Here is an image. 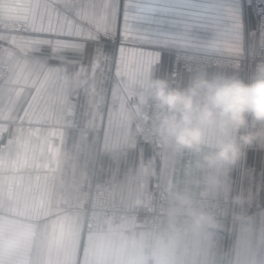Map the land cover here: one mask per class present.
Segmentation results:
<instances>
[{
    "label": "crops",
    "instance_id": "obj_1",
    "mask_svg": "<svg viewBox=\"0 0 264 264\" xmlns=\"http://www.w3.org/2000/svg\"><path fill=\"white\" fill-rule=\"evenodd\" d=\"M125 1L119 0V9ZM187 4L140 0L139 8L179 11L184 8L178 5ZM231 5L241 29L232 53L244 48V27L251 49L264 46V29H249V21L255 22L252 6L245 19L240 2ZM116 8V0H0V18L8 11L16 20L21 11L32 28L31 35L0 32V60L9 70L0 84V264H264V144L245 149L226 174L211 173L221 180L214 189L194 170L192 153L165 147L159 154L145 137L148 100L140 82L149 74L170 79L171 50L138 44L144 54L133 56L126 47L120 68L130 77H118L119 47L88 38L112 27ZM95 49L109 59L101 57L94 70ZM205 71L246 79L237 70ZM192 74L172 80L174 86H184ZM96 184L127 206L152 204L158 187L232 200L231 240L192 229L183 243L178 230L165 229L147 255L150 216L102 233L85 232L83 204Z\"/></svg>",
    "mask_w": 264,
    "mask_h": 264
},
{
    "label": "clouds",
    "instance_id": "obj_2",
    "mask_svg": "<svg viewBox=\"0 0 264 264\" xmlns=\"http://www.w3.org/2000/svg\"><path fill=\"white\" fill-rule=\"evenodd\" d=\"M190 71L193 74L184 86L149 74L140 87L153 108L151 135L177 153H192L194 170L203 174L206 188L214 189L221 180L211 173L226 174L245 155V149L264 144V63L248 79ZM169 200L170 223L183 212L193 230L217 227L215 216L197 207L191 191L174 192ZM234 200L240 203L241 197Z\"/></svg>",
    "mask_w": 264,
    "mask_h": 264
},
{
    "label": "built area",
    "instance_id": "obj_3",
    "mask_svg": "<svg viewBox=\"0 0 264 264\" xmlns=\"http://www.w3.org/2000/svg\"><path fill=\"white\" fill-rule=\"evenodd\" d=\"M256 10L257 25L263 28L264 14H261L258 7ZM29 31L27 23L6 21L0 18V32L27 34ZM108 38L111 39L110 37ZM260 63H264V46H257L254 49L247 48L241 56H226L181 50L174 51L172 55L169 75L171 80H177L183 74H191L192 71L190 70L199 69L205 71L222 68L241 71L245 78L248 79L255 73L257 65ZM7 76V68L0 60V84L6 82ZM152 112V104L148 101L144 112V133L147 142L161 154L165 146L159 144L150 133V117ZM171 194L172 192L168 188L158 187L152 204L127 206L116 201L111 190L96 184L89 192L85 201V232L102 233L109 226H115L122 221L140 216H150L152 224L145 230V251L147 255H151L154 252L159 234L165 229L178 230L181 241L188 243L192 230L189 218L183 212H180L174 222L170 223L168 220V211L171 207L169 197ZM193 198L197 207L212 213L216 218L217 227L205 229L220 232L228 240L232 233V200L223 201L198 196H193Z\"/></svg>",
    "mask_w": 264,
    "mask_h": 264
},
{
    "label": "rangeland",
    "instance_id": "obj_4",
    "mask_svg": "<svg viewBox=\"0 0 264 264\" xmlns=\"http://www.w3.org/2000/svg\"><path fill=\"white\" fill-rule=\"evenodd\" d=\"M231 4H233L232 0H193V5H191L190 1L188 0L187 7L178 5V8H184L183 10H156L143 11L138 13L137 0H135L130 4L128 11L130 13H138L142 16L152 17L157 21V23L151 25L150 27L160 33L162 46L157 47L150 44L139 45H147L151 48H156L163 51L171 50V55H173L174 51L184 50L192 52H205L211 54L218 53V55L224 53L226 56H241L247 48H250L251 38L248 34V28L244 27V48L241 53H232L233 50L235 51V49H237V46L239 47L241 41V29L237 25V17L235 15V12L232 10L233 6ZM240 4L242 6L243 13L245 14V19L247 18L249 5L252 6L257 28L259 30L264 29V27H258L256 16L257 7L258 9H260V11L264 9V0H240ZM157 7H160V5H158ZM174 7L175 6H173L172 8ZM124 10L125 6L122 7V10L120 7L121 16L123 15ZM4 20L27 23L30 29L29 33L27 34H10H32V28L27 20L22 17L21 11H18V18L16 20L9 19V12L5 11ZM95 37L98 41L101 40L104 42H108L115 47L120 46L118 36L115 39H109L104 35L103 32H99L97 33V35H95ZM6 68L7 71H9L7 66ZM88 194L85 197V201ZM85 201L83 206H85ZM233 223L234 219L231 227L233 226ZM231 237L232 233L228 240L224 236L226 243L230 242Z\"/></svg>",
    "mask_w": 264,
    "mask_h": 264
},
{
    "label": "snow or ice",
    "instance_id": "obj_5",
    "mask_svg": "<svg viewBox=\"0 0 264 264\" xmlns=\"http://www.w3.org/2000/svg\"><path fill=\"white\" fill-rule=\"evenodd\" d=\"M67 3L71 4L72 0H66ZM117 2V8L116 12L113 18V25L111 28L105 26L103 28H98V31H101L104 33L106 37H109L111 39H115L117 36L119 37L120 46L116 51L118 52L117 56V67H116V75L118 77L125 76L130 77L129 72L124 71L121 72L120 64L121 61L124 59V53L126 51L131 52L133 56L136 55L137 52H140L141 55L144 54V49L140 48L138 49L135 45L137 44H150L153 46H162L161 40H160V33L157 30H154L150 26L157 23V21L148 16H142L138 13L143 12V9L139 8L140 0H138L137 8L138 13H130L128 11L129 5L131 3V0H126L125 3V10L123 15L120 14L119 9V0H116ZM233 4H239L240 0H232ZM261 14H264V9L261 10ZM256 21H249V29L251 31L255 30ZM63 35L64 33H60ZM68 34H71L70 32ZM79 34V33H78ZM89 39H96L95 36H92L91 34L88 35ZM58 44H62L65 47L69 46H75L70 45L69 42L64 41H57ZM166 43V42H165ZM128 45H131V47H128ZM95 58L93 63V69L99 67L100 64V58L103 57L105 60L109 59V56L102 51L101 49H95ZM154 54L149 52L148 56L152 57ZM151 60L149 61V63Z\"/></svg>",
    "mask_w": 264,
    "mask_h": 264
}]
</instances>
